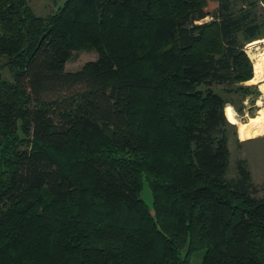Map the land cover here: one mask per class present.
Wrapping results in <instances>:
<instances>
[{
	"label": "trees",
	"instance_id": "trees-1",
	"mask_svg": "<svg viewBox=\"0 0 264 264\" xmlns=\"http://www.w3.org/2000/svg\"><path fill=\"white\" fill-rule=\"evenodd\" d=\"M245 5L0 0V264H264V197L242 159L225 178L211 88L248 89ZM83 47L95 59L64 70Z\"/></svg>",
	"mask_w": 264,
	"mask_h": 264
},
{
	"label": "rangeland",
	"instance_id": "rangeland-1",
	"mask_svg": "<svg viewBox=\"0 0 264 264\" xmlns=\"http://www.w3.org/2000/svg\"><path fill=\"white\" fill-rule=\"evenodd\" d=\"M234 10L246 6L248 0H229ZM255 2L254 13L257 21L261 23L257 39L244 43L242 49L251 62L253 76L236 85L248 87L246 93L235 91L224 93L220 85H212L213 91L218 93L226 101L223 108L227 121L231 126L226 127L228 159L225 178L231 179L236 176L235 162L238 159L244 161L250 181L252 183L251 195L257 198L264 197V95L262 90L263 81H254L255 68L254 55L264 50V0ZM28 6L35 15L43 16L58 8L63 0H26ZM205 17L202 21H207ZM256 51V52H255ZM254 54V55H253ZM96 53L90 48H76L70 52L64 63V70L74 71L84 62L94 60ZM263 73H264V65ZM232 104V105H231ZM232 116V117H231ZM235 118V119H234ZM254 120V121H253ZM139 197L144 204L150 207L151 198L146 184L143 182ZM202 255V249L196 251L191 257V264H198Z\"/></svg>",
	"mask_w": 264,
	"mask_h": 264
},
{
	"label": "bare ground",
	"instance_id": "bare-ground-1",
	"mask_svg": "<svg viewBox=\"0 0 264 264\" xmlns=\"http://www.w3.org/2000/svg\"><path fill=\"white\" fill-rule=\"evenodd\" d=\"M261 51L257 52L255 55L253 54L254 58L252 61L254 64L253 66L255 68V73H254V78L252 80H254L255 82L263 81L262 90H263V95H264V73H263V67H262V65H264V50L262 53ZM261 120H264V117H262Z\"/></svg>",
	"mask_w": 264,
	"mask_h": 264
}]
</instances>
